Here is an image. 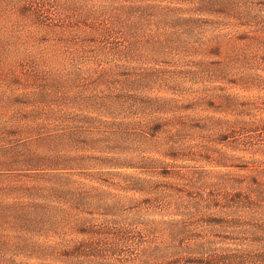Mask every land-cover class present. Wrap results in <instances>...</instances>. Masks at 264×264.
Masks as SVG:
<instances>
[{
    "label": "rangeland",
    "instance_id": "374dc122",
    "mask_svg": "<svg viewBox=\"0 0 264 264\" xmlns=\"http://www.w3.org/2000/svg\"><path fill=\"white\" fill-rule=\"evenodd\" d=\"M0 264H264V0H0Z\"/></svg>",
    "mask_w": 264,
    "mask_h": 264
},
{
    "label": "trees",
    "instance_id": "16d2710c",
    "mask_svg": "<svg viewBox=\"0 0 264 264\" xmlns=\"http://www.w3.org/2000/svg\"><path fill=\"white\" fill-rule=\"evenodd\" d=\"M210 5H213L211 3ZM71 171L75 170L73 167H71ZM75 174V173H73ZM77 184H74L72 182L64 183L63 184V190L55 191L57 194H62L60 197H56L61 203L69 204L74 206L77 210H81V208L87 207L88 204H90V199H93L92 195L94 193L86 192L84 190V185H79V188H76ZM136 191V189H132ZM96 191V190H95ZM40 217L43 219H46V214L44 212L39 214ZM180 236H184L185 233L183 231H180ZM181 238V237H180ZM175 240H179V237H175ZM112 253V252H111Z\"/></svg>",
    "mask_w": 264,
    "mask_h": 264
}]
</instances>
